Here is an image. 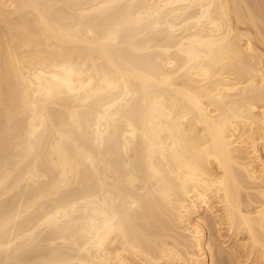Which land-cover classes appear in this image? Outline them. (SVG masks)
<instances>
[{
  "label": "bare ground",
  "instance_id": "bare-ground-1",
  "mask_svg": "<svg viewBox=\"0 0 264 264\" xmlns=\"http://www.w3.org/2000/svg\"><path fill=\"white\" fill-rule=\"evenodd\" d=\"M0 264H264V0H0Z\"/></svg>",
  "mask_w": 264,
  "mask_h": 264
}]
</instances>
